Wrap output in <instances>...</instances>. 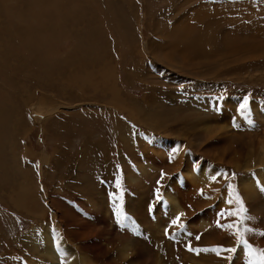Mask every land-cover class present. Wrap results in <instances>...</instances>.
Instances as JSON below:
<instances>
[{
  "label": "rangeland",
  "instance_id": "rangeland-1",
  "mask_svg": "<svg viewBox=\"0 0 264 264\" xmlns=\"http://www.w3.org/2000/svg\"><path fill=\"white\" fill-rule=\"evenodd\" d=\"M41 99L45 118L37 122L30 113ZM221 125L232 131L217 135ZM90 146L97 163L76 157ZM140 167L145 173L130 182ZM184 171L191 175L181 181L200 191L220 180L222 201L230 192L237 214L217 249L235 251H222V262L195 250L215 242L229 204H213L210 225L167 246L171 253L159 245L189 232L181 217L163 237L170 217L157 211L164 203L171 213L164 193ZM262 188L264 0H0V264H50L40 254L44 233L75 213L99 239L113 232L114 244L124 226L131 237L157 232L150 254H164L163 264H253L264 254ZM89 237L66 236L72 257L59 255L58 264H96L77 249ZM240 246L246 254L235 263ZM114 253L98 264H130Z\"/></svg>",
  "mask_w": 264,
  "mask_h": 264
},
{
  "label": "bare ground",
  "instance_id": "bare-ground-1",
  "mask_svg": "<svg viewBox=\"0 0 264 264\" xmlns=\"http://www.w3.org/2000/svg\"><path fill=\"white\" fill-rule=\"evenodd\" d=\"M199 9H201V8H199ZM195 19H197V18H195ZM200 25L202 26V24H200ZM201 26H199V27H201ZM247 28H249V27H247ZM251 28H253V27H251ZM183 30H184V28H183ZM193 30H194V28H193ZM205 30H206V28H205ZM249 30H250V28H249ZM231 31H232V29H231ZM246 34H247V32H246ZM248 34H250V32ZM243 35H245V34H243ZM182 39H184V38H177L176 40H182ZM135 55H136V53H135ZM117 98H118V96H117ZM43 103L44 102H42V99H41L38 102L36 108H34L30 113L31 117L34 120H36L37 122L42 117H43V119L45 118L44 117L45 115L42 116V114H41V112L44 113V110H45ZM51 111L54 112L53 107H52ZM45 113L50 114L49 111H47ZM43 119H42V121H43ZM214 130H215L217 135L222 134V136H224V135L229 134L230 131H232V127L221 125ZM231 137H232V135L226 136V138H228V139H231ZM91 149H92V146L83 147V149L81 151H79V153L77 154L78 156H76V157L79 158V160H84L86 157H88V158H91L94 163H97L99 156H97V154H95V156H97L98 159H97V161L93 160V158H92L93 154H92ZM179 165H181V163H174L173 164V166H174L173 171L178 170ZM199 165H201V166H199L196 170H201L204 173V171H205L204 169H207V168H205L206 167L205 163H199ZM61 169H62V167L60 166V170ZM209 172L214 173V171H211V170ZM209 172H207V173H209ZM144 173H145V169L140 167L139 171H136V172L131 171L130 173L127 174V177H128V180L130 182L131 181L135 182V181H137V178H140L139 176L143 175ZM215 173H216V171H215ZM183 174H186V176H187L190 174V172L184 171V173H182L181 175H178L168 185V187L166 188L165 193H164V200H167V202L171 203V205H172L171 213L170 212L169 213H163V211L165 212L167 210V209H165L166 206L164 203L161 204L157 208V211H159L161 213V215L163 214L167 217H170V220H168L166 222L165 226L161 227V234H163V237H166L168 235L167 233H166L167 235L165 234V229L172 228V229L176 230L180 226L179 220L181 217L186 219V221H187L186 222L187 223L186 229L189 232L181 231V232H179V234L174 233L173 235H171V238H173V236H175L174 241H172L171 238L168 237L169 241H162L163 244H159V245L164 247L165 253H171V252H168L169 249H167V246L172 248L174 246H177L178 243L182 244L185 241V238H183L185 234L191 233V232L195 233L196 231L194 230V228L199 229V230H205L210 225V224H208V221L212 220L213 213H212L211 217L209 215H210L211 211L213 210L211 208L213 204H215L216 206H219L220 204L227 206L229 204L230 205L229 208L231 210H229V213H227V214L225 212L222 213L223 218L220 217V219L217 221L218 222V224H217L218 226H216L217 228L213 229L215 231V242H209L206 244V246H208V249H214V248L217 249V245L222 246V229L226 230V231H229V230L231 231L233 229V227H228V226H232L230 216L233 213V211H232L233 205H231V203H229V201L231 200L230 192L227 191L226 198L222 201V191L220 190V187H219L220 186V180L218 182H215V183L213 182L211 187L206 186L203 189V191H200V189H201L200 184H193V183L189 182L190 180L181 181V179L183 178L182 177ZM204 175H205V173H204ZM111 183H114V182H111ZM111 183H110V185H111ZM216 187L219 188V191H216ZM227 190H228V188H227ZM174 199L178 203L180 202L181 205L175 203ZM128 200H132V199L129 197ZM194 200L197 202L192 203ZM102 202L103 201H101V202L95 201V206H97L98 204L101 205ZM127 202H129V201H127ZM127 202H124V206L128 204ZM188 203H191L190 205H194V207L191 208L192 210H189V211L187 210V204ZM55 205H56V203H55ZM203 206L204 207L209 206V208L211 210H209V211L206 210L207 212L204 214V217H202V218L198 215H195L193 217V220L190 221L189 217L191 218V215H193L194 211H198V209L203 208ZM182 207L185 209V214H184L185 217L183 216ZM218 210H220V209H218ZM21 211H23V210L21 209ZM203 211H204V209H203ZM177 217H179V220L177 221V223L174 224L173 221L176 220ZM46 218H48L49 221H51L49 217H46ZM58 219H60V221H59V225L56 229L57 232H55L54 230L53 231H46L44 233V239L42 240V244H41L42 248H40V249H42L40 254L44 258H47L48 260H50V264H58L57 256H59V255L65 257V258L67 257V259H70L72 257L71 254H68L65 252V246L63 243L65 241V237L68 235H72L73 237H76L77 239L79 237H83V236H90L89 237V240H90L89 246L87 247L86 242H79L77 244V249L80 251H83V250L86 251L85 255H88L87 258H89L91 261L95 262L96 264H98L97 258L107 256L108 254H114V258H115V253H114L115 250H117V252L121 255L122 258L129 259L130 264H163V262H164V261H162V259H163L162 257H165L164 254L159 259L153 258V256L150 254V245L152 244V242H155L157 244L159 242V240L154 237V236H156V234H158L157 232L151 233L152 234L151 237L153 240L148 238L150 236L146 237L145 234H143V233L141 234V231H139L136 235H134V237H131L132 231H127V230H129V227L121 226L123 228H122L121 232L119 233L120 234L119 239L123 240V242L121 241V242H119V244H114L115 237L113 240V232H107L105 234V235H107L106 238L104 237L103 239H99L101 237V235L98 236L97 233H91L90 228L92 225H91L90 221L87 218L81 217V215L79 213L74 214V216L71 219L72 220L71 222L65 221V219H66L65 216H60V218H58ZM83 219H86V221L87 220L88 221L86 222ZM122 219L123 218H121V221H122ZM222 219H223V223H222ZM106 222H107V220L102 221V222L98 221V224H99V226H101V225H105ZM224 223L228 226H226ZM139 235H142L144 237L143 241H141L138 238ZM181 236L183 238L182 242H180L182 239L179 240V237L181 238ZM33 237H34L33 234L28 235L26 237L27 238V245H29V242H30V244L34 245ZM129 239L131 240V243H129ZM173 242H175V243H173ZM110 243H111V247H108L110 245ZM203 246H204V244H203ZM86 248H88V249H86ZM207 252H208V257H213L215 259V261L220 262L222 260V251H220L219 255H217V253L213 252V251H207ZM100 254H103V255H100ZM245 254H246V251L243 249V247L241 248V246H240V248L237 250V252L235 254V263H238L239 261H241L242 258L245 257ZM85 262H86L85 260H82L81 264H84ZM109 263L110 262H106V264H109ZM111 264H114V263H112V261H111Z\"/></svg>",
  "mask_w": 264,
  "mask_h": 264
},
{
  "label": "snow or ice",
  "instance_id": "snow-or-ice-1",
  "mask_svg": "<svg viewBox=\"0 0 264 264\" xmlns=\"http://www.w3.org/2000/svg\"><path fill=\"white\" fill-rule=\"evenodd\" d=\"M162 175H163V174H162ZM261 190L264 191V188H262ZM236 200H237V203L240 204L239 197H237ZM229 203H231V201H229ZM239 211H240V212L243 211V207H242V205H241ZM232 214H233V215H236L237 213H232ZM222 215H223V214H222ZM178 220H179V217H177V219L174 220L173 223H174V224L177 223ZM222 227H223V226H222ZM228 227H232V226H228ZM247 231H251V230L248 229V228H245V232H247ZM197 239H199V237H197ZM246 246H247V245H246ZM189 250H190V251H193V249H191L190 247H189ZM195 251H196L197 253H199L200 251H213V252H216L217 255H219L220 251L233 252V251H235V249H216V248H214V249H196ZM249 255H253L251 249H249ZM253 264H264V254H261V256L259 257L258 260H254V261H253Z\"/></svg>",
  "mask_w": 264,
  "mask_h": 264
},
{
  "label": "crops",
  "instance_id": "crops-1",
  "mask_svg": "<svg viewBox=\"0 0 264 264\" xmlns=\"http://www.w3.org/2000/svg\"><path fill=\"white\" fill-rule=\"evenodd\" d=\"M27 154H28V151H27ZM29 156L32 157V154H29ZM17 159H18V157H17ZM28 161H31V158H29Z\"/></svg>",
  "mask_w": 264,
  "mask_h": 264
}]
</instances>
